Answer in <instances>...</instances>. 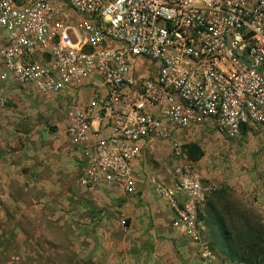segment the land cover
Here are the masks:
<instances>
[{"label":"built area","instance_id":"1","mask_svg":"<svg viewBox=\"0 0 264 264\" xmlns=\"http://www.w3.org/2000/svg\"><path fill=\"white\" fill-rule=\"evenodd\" d=\"M27 88L66 104L82 186L134 193L155 143L183 153L176 131L264 126V0H0V108ZM172 170L155 184L170 227L222 264L199 219L213 184Z\"/></svg>","mask_w":264,"mask_h":264},{"label":"rangeland","instance_id":"2","mask_svg":"<svg viewBox=\"0 0 264 264\" xmlns=\"http://www.w3.org/2000/svg\"><path fill=\"white\" fill-rule=\"evenodd\" d=\"M25 90H19L23 96L17 102L11 94L0 108V264H131L119 243L141 245L134 230L149 234L144 242L152 263L155 248L162 245L152 237L177 233L150 183L168 184L173 165L180 162H191L213 184L208 200L225 217L232 216L235 226L244 229L249 218L264 233V126L231 139L208 124L176 131L181 146L200 144L202 157L189 161L168 142L155 143L136 164L141 189L126 199L117 188L81 186L75 147L64 135L66 104L58 96ZM88 99L82 92L81 101ZM122 218L128 220L126 227ZM111 222L117 225L112 242Z\"/></svg>","mask_w":264,"mask_h":264},{"label":"trees","instance_id":"3","mask_svg":"<svg viewBox=\"0 0 264 264\" xmlns=\"http://www.w3.org/2000/svg\"><path fill=\"white\" fill-rule=\"evenodd\" d=\"M247 128L243 127L241 134ZM185 158L197 161L203 155V150L197 142L182 145ZM211 195V194H210ZM209 195V197H210ZM199 216L203 225V235L210 249L222 263L264 264V233L255 226L249 218L244 219V229L235 226L232 216H224V211L217 208L214 201L208 200ZM128 225V220L125 221Z\"/></svg>","mask_w":264,"mask_h":264},{"label":"crops","instance_id":"4","mask_svg":"<svg viewBox=\"0 0 264 264\" xmlns=\"http://www.w3.org/2000/svg\"><path fill=\"white\" fill-rule=\"evenodd\" d=\"M30 89V88H29ZM26 93H29V91L26 89L25 90ZM12 95H14V99L17 102L18 99H20L21 96H23L22 93H20L19 91H14L12 93ZM75 154V152H74ZM137 179V186H136V190L134 191V193H136L139 189H141V184H143V180L140 179L138 176L136 177ZM148 179L150 180L151 178L148 177ZM148 180V183H149ZM152 182L150 183V185L154 188V191L158 194L160 200L162 202H164L166 208L165 211L167 213V223L170 227V210H169V206L167 204V202L165 200L162 199V197L160 196V194L157 192L156 190V182H154V179L151 180ZM171 183V179L170 182H168V184ZM82 186V185H81ZM85 189H90L89 187H85L82 186ZM138 189V190H137ZM134 193H124L122 191L118 192V196L119 197H124L127 199V195H132ZM113 199V198H110ZM126 209L125 211L129 210V203L128 201L124 202ZM146 221H148L146 219ZM107 222V221H106ZM131 224L133 225V222H131ZM110 228H109V235H111V242L113 241V236L115 235V232H117V225H115L113 222H111L110 224ZM173 229V228H172ZM174 230V229H173ZM135 232L134 235L135 237H137V239L142 242V244L140 245L139 242L138 244L135 243V241L133 243L130 242V244H126L125 242H121L119 243V245L121 246V255H124V259L126 258V260L128 259V262H130V259L132 258V263L131 264H221L220 262L216 261L215 263H209V262H204L203 260H201L195 246L188 240V238L182 233L176 230L177 234H173V233H167L165 234L164 232H161L159 234V236H153V240L156 242H159V244L165 245H159V247L155 248V253L152 256V263H150L149 261H147V257H151L147 254L148 250L146 251V249L148 248V244L146 242H144V240L146 238H149L146 234V232H144L143 230H134ZM175 231V230H174ZM167 232V230H166ZM113 233V234H112ZM154 233V232H152ZM149 235V234H148ZM126 233L123 235V240L126 238ZM177 240H184V243H180ZM170 242L174 243L176 246L174 247L173 245H169ZM178 243V244H177ZM127 245V246H126ZM187 245H191V248L194 249V251L190 248H188L189 246ZM117 247V244H116ZM144 248V249H143ZM143 249V250H142ZM132 250V252H131ZM150 252V250H149ZM142 254V255H141ZM160 255V256H157ZM134 256V257H133ZM112 257V256H111ZM106 262V261H105ZM112 262L111 258L109 260L108 263ZM120 262V261H119ZM107 263V262H106ZM222 264H235V263H222Z\"/></svg>","mask_w":264,"mask_h":264},{"label":"flooded vegetation","instance_id":"5","mask_svg":"<svg viewBox=\"0 0 264 264\" xmlns=\"http://www.w3.org/2000/svg\"><path fill=\"white\" fill-rule=\"evenodd\" d=\"M76 149V148H75ZM75 152V151H74ZM75 156H76V152H75Z\"/></svg>","mask_w":264,"mask_h":264}]
</instances>
